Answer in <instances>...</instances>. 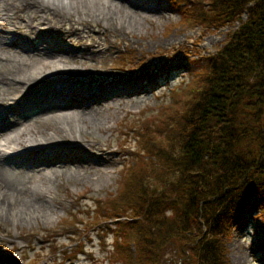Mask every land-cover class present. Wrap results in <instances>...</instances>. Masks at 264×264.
<instances>
[{
	"label": "trees",
	"instance_id": "trees-1",
	"mask_svg": "<svg viewBox=\"0 0 264 264\" xmlns=\"http://www.w3.org/2000/svg\"><path fill=\"white\" fill-rule=\"evenodd\" d=\"M179 14L193 28L239 25L216 51L193 53L170 101L132 128L138 159L102 205L122 218L124 241L111 244L122 264H229L235 225L264 218V0H181Z\"/></svg>",
	"mask_w": 264,
	"mask_h": 264
},
{
	"label": "rangeland",
	"instance_id": "rangeland-1",
	"mask_svg": "<svg viewBox=\"0 0 264 264\" xmlns=\"http://www.w3.org/2000/svg\"><path fill=\"white\" fill-rule=\"evenodd\" d=\"M178 2L165 0L159 13L138 10L137 15L142 22V27L138 31L126 26H117V22L105 26L102 21L98 23L91 18L87 21L88 19L82 17L81 13L71 15V21L67 22V26L79 23L82 28L85 23L87 24L81 31L84 43L77 45V34L64 33L68 37L65 38L66 45L63 46L65 49H73V52L64 51L59 57L63 64L83 68L94 73L97 79L89 81L86 77L77 83L70 80L69 84L75 87L84 84L95 86L104 75L108 84L115 80L114 86L129 91L128 94L112 92L111 99L115 100L105 103V108L111 116L106 124L111 129L99 132L90 128L89 132L84 133L87 134L84 137L87 143L89 139L100 141L101 147H106L109 140L110 149L119 156H116L114 166L107 168L109 175L104 173L106 183L100 186L86 179L84 183L77 184L79 180L77 177L57 180V187L51 194L58 200H63L65 206L61 203L56 204L57 207L51 211V215L54 216L51 221L43 223L35 220L32 223L14 224L11 220L0 217V264H7L5 258L9 255H14L20 264H64L63 250L66 249H72L73 257L70 256V261L65 264H92L96 259H99L97 264L111 262L107 259L110 257L108 255H111L109 251L111 246L105 247L107 242L104 241L107 231L102 229L104 224L99 223L101 220L99 217L88 223L86 215L92 207L87 204H93L122 189L128 177L127 173L132 167V160L138 159L136 149L132 148L137 143L132 140L133 133L130 129L140 125L144 115L157 113L163 104L170 101L172 90L182 85L192 70L191 55L199 51L203 53L216 51L224 43L227 32L239 25L237 22L219 30L200 26L191 28L181 21L177 9ZM123 4L128 10L135 8L131 1H125ZM29 14H26V19H29ZM0 51L18 58L28 56V53L21 51L14 54L3 47ZM43 52L46 50L43 49ZM73 55L77 56L75 60L69 58ZM38 105L33 110L25 111L26 114L35 119L50 117V112L47 111L49 109L44 108L42 102ZM74 144L62 145L57 150L63 152V148ZM3 164H0V168L4 167L6 170L2 171L10 172L12 176L15 175L13 177L27 176L28 171L23 168L21 172H12L9 170L11 168L9 164ZM154 187L155 182L150 188ZM106 240L110 242L112 237L109 236ZM263 240L262 214L245 215L229 238V263L239 264L238 258H241L240 264H264ZM123 241L124 238L121 236V242ZM105 248L107 252H103ZM175 250L176 245L167 249L164 256L167 263L170 259L179 260L178 252ZM131 251L136 252L134 243H131Z\"/></svg>",
	"mask_w": 264,
	"mask_h": 264
},
{
	"label": "bare ground",
	"instance_id": "bare-ground-1",
	"mask_svg": "<svg viewBox=\"0 0 264 264\" xmlns=\"http://www.w3.org/2000/svg\"><path fill=\"white\" fill-rule=\"evenodd\" d=\"M125 1L133 2L135 8H125ZM164 1L0 0V50L3 47L14 54L28 53L27 57L18 58L0 51V112H7L0 115V164H9L12 172H21L22 168L28 171L26 177L15 178L10 172H3L4 167L0 168L2 219L14 224L51 221L56 204L64 205L63 200L51 194L57 180L77 177V184L86 179L100 186L106 183L107 168L114 166L119 156L110 149L109 140L106 147H101L100 141L89 139L87 143L84 133L90 128L99 132L111 129L106 124L111 116L105 103L115 100L111 99L112 92L129 91L114 86L115 80L108 84L104 77L95 86L69 84L70 80L77 83L86 77L89 81L97 78L83 68L62 63L59 56L73 49H65L56 33L80 34L79 26H65L72 14L80 13L84 18L104 22L105 26L117 22V26L138 31L142 22L137 11L159 13ZM82 43L83 37H79L77 45ZM69 58L75 60L77 56ZM41 102L49 109L50 117L35 119L26 114ZM66 144L74 145L58 152Z\"/></svg>",
	"mask_w": 264,
	"mask_h": 264
}]
</instances>
